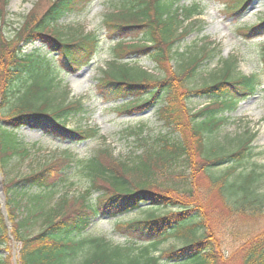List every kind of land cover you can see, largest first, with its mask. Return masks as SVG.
I'll return each instance as SVG.
<instances>
[{"label":"trees","instance_id":"obj_1","mask_svg":"<svg viewBox=\"0 0 264 264\" xmlns=\"http://www.w3.org/2000/svg\"><path fill=\"white\" fill-rule=\"evenodd\" d=\"M181 1L119 0L121 12L108 15L104 21L109 37L139 36V40L130 44L119 40L111 48L114 58L147 55L155 64H162L165 54L175 53L170 39L174 36L172 28ZM252 2L226 0V14L242 12ZM89 3L90 0H50L34 24L30 25L32 20L27 21L21 31L19 28L14 31L18 42L40 43L54 56L49 58L37 49L23 53L21 43L6 51L11 54L10 59H4L7 74L0 75V169L4 176L12 158L23 160L29 156V148L17 137L22 127L39 129L49 136L76 143L95 135V129H71L65 125L70 114H78L83 109L80 102L53 112L39 104L50 90V83L57 79L53 60L57 59L64 69L75 72L88 64L96 51L95 35L85 34L69 40L52 29L63 17L82 13ZM182 10L186 18L199 12L196 5ZM240 30L247 37L262 34L264 16L256 24ZM262 57L264 61V48ZM231 62L225 60L222 72L211 75L209 83L186 84L184 99L180 102L182 97L178 96L170 78H153L144 71L141 75L148 76L123 75L112 80L103 75L97 86L113 101L149 92L151 84L155 83L156 88L149 98L133 104L125 102L115 110L123 113L156 106L158 118L178 136L175 139L157 137L154 145L135 155L131 164L102 149L100 156L85 160H75L71 155L57 161L47 160L36 170L4 182L10 235L19 245L17 264H264V226L249 227L242 237H230L225 242L229 246L238 244L236 248H222V244L210 236L203 218V204L196 200L193 181L186 174L192 165L191 153L195 147L202 159L199 169L210 189L236 214L234 218L251 220L254 224L264 216V163L254 160L259 155L251 144L254 133L226 135L225 143L216 147L210 145L227 115L241 101L257 94L262 86L258 74L232 75L234 61ZM200 63L196 58L182 63L179 75H187L191 80ZM38 79H44L43 86L37 85ZM159 92L163 95L156 101ZM191 96L207 98L206 105L188 112L184 101ZM12 98L17 99L12 107L6 109L7 113L1 112ZM181 127L186 132L185 137ZM100 157L108 158L106 163L112 167L102 163ZM179 163L185 165V174L181 173L182 188L154 181L157 169L170 170ZM75 177L89 180L90 185L83 195L64 194ZM97 179L103 184H95ZM169 189L174 193L183 191L192 199H184V202L175 199L177 196L171 195ZM94 190L98 192L95 198L86 200ZM193 200L199 204L195 205ZM74 203L76 208L71 209ZM129 212H135L136 216L115 223V232L126 237L124 242L89 233L97 217H117ZM38 217H42L39 229L31 233L28 226ZM12 239L0 209V264H13ZM171 239L175 241L173 245L161 248Z\"/></svg>","mask_w":264,"mask_h":264},{"label":"rangeland","instance_id":"obj_2","mask_svg":"<svg viewBox=\"0 0 264 264\" xmlns=\"http://www.w3.org/2000/svg\"><path fill=\"white\" fill-rule=\"evenodd\" d=\"M49 1L0 0V75L7 74L4 59H10L11 54H7L6 51L17 43H21L18 42L17 32L14 33V31L18 28L21 31L27 21L32 20L30 25L34 24ZM118 2L119 0H90L82 13L67 15L54 25L52 29L61 37L69 40L85 34L95 35L98 40L97 50L91 61L76 73L64 69L58 64L57 59L53 60V72L56 73L57 79L50 83V90L44 100L39 103L40 105L44 104L48 112H53L64 105L71 107L80 102L83 109L78 114H70L65 125L72 129L92 128L96 130L95 135L83 142L76 143L49 136L39 129L20 128L17 137L29 148V156L23 160L17 157L12 158L10 164L5 168L6 176L0 169L3 192L4 182L14 176L36 170L47 160L57 161L66 155H71L75 160H85L94 155L100 156V150L105 149L114 157L129 161L131 164L130 161L135 159L134 156L141 154L146 147L154 145L157 137L164 135L175 139L178 136L177 132L170 130L165 122L158 118L156 106L123 113L115 110L117 106L125 102L133 104L149 98L150 92L156 88L155 83L151 84L152 88L149 89V92L137 93L132 97L113 101L106 94H101L102 91L97 86L98 80L103 75L106 74L114 80V77H123V75L146 77L148 75H141L145 72L153 78H170L177 87L178 96L182 97L179 99L180 102L184 99L183 90L186 84L200 86L209 83L211 75L222 72L225 60L230 63L234 61L232 75L258 74L262 86L257 94L241 101L237 108L227 115L225 123L220 127L210 145L216 147L220 143H225L226 135L235 137L247 131L252 132L254 139L251 144L259 152L254 160L264 163V61L262 57L264 32L253 37H247L248 35H242L240 32L243 31L240 29L256 24L264 16V0H253L245 11L230 15L226 14V0L181 1L178 5L179 12L174 18L175 22L172 28L174 36L172 35L170 39L174 42L172 51L175 53L165 54L162 64H155L147 55L128 56L122 60L112 61L114 55L111 48L118 42V39H123L122 42L127 44L139 40V36L135 38H123L115 35L112 38L109 37L104 21L108 15L114 16L121 12ZM192 5L197 6L199 15L186 18L182 8H189ZM20 48L23 53H30L34 49H37V52L42 55L49 53L48 48L40 43L26 45L21 43ZM12 53H14V49ZM53 56V53L48 54L49 58ZM194 58L201 60L195 76L189 80V76L179 75L182 63H188ZM37 82L39 87L44 85V79H38ZM162 95L163 92H159L156 101ZM109 96L111 97L112 94ZM16 100L12 98L7 106L1 108V112L7 113L6 109L11 108ZM207 100L202 96H191L184 102L188 112H195L206 105ZM173 127L176 128L174 125ZM181 128L182 135L185 137L186 132L183 127ZM199 152L194 147V151L191 153L192 165L186 172V174L188 173L187 177L193 181L195 198L200 204H203L205 211L203 218L210 236L215 237L222 244V248H236L238 244L233 243V246H229L225 242H228L230 237H242L249 227L252 229L260 225L263 227L264 216L254 224L251 220L235 219L236 214L229 211L216 192L210 189L207 178L199 169L200 163H202ZM99 160L112 167L106 163L108 158L100 157ZM184 171L185 165L179 163L172 166L170 170L157 169L153 179L158 183L173 184L179 189L183 185L184 179L181 173ZM72 179V184L64 189L63 193L75 196L83 195L84 190L90 185V181L83 177ZM95 184L100 186L103 182L101 184V181L97 179ZM94 191L92 196H86L85 199L93 200L98 193ZM168 192L177 196L175 199L183 202L184 199L186 201L192 199V197H187L183 191L174 193L169 189ZM197 201H194L195 205L199 204ZM76 205V203L70 205L71 209L76 208ZM135 216V212H129L117 217H97L90 226L89 233L104 235L115 242H124L126 237L115 232V223L132 219ZM41 218L38 217L31 226H28L31 233L39 229ZM245 223H249L252 227L250 225L246 227ZM10 229L11 224L7 229L8 234H10ZM173 243L175 241L172 239L166 241L161 245V248H167ZM18 250L19 245L12 241L10 247L12 263L13 257H15L17 264Z\"/></svg>","mask_w":264,"mask_h":264},{"label":"water","instance_id":"obj_3","mask_svg":"<svg viewBox=\"0 0 264 264\" xmlns=\"http://www.w3.org/2000/svg\"><path fill=\"white\" fill-rule=\"evenodd\" d=\"M0 208H1V212H2V214L4 216L5 225H6L7 229H8L10 227V223H9V220H8V217H7V212H6V209H5V194H4L3 190H2L1 180H0ZM9 237H11L10 234H9ZM13 264H16L15 257H13Z\"/></svg>","mask_w":264,"mask_h":264}]
</instances>
